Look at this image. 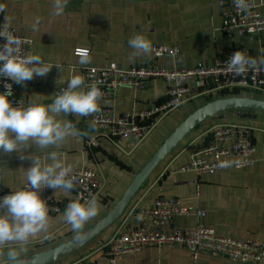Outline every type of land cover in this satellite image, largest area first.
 <instances>
[{
    "label": "crops",
    "instance_id": "crops-1",
    "mask_svg": "<svg viewBox=\"0 0 264 264\" xmlns=\"http://www.w3.org/2000/svg\"><path fill=\"white\" fill-rule=\"evenodd\" d=\"M220 1L68 0L63 15L53 17L52 0H0L6 22L33 42L28 54L39 53L49 63L59 64L61 68L60 71L54 65L46 76L34 77L18 85L24 105L29 102L51 103L57 92L67 86L70 73L83 76L84 67H103L116 62L126 67L157 64L183 69L199 63L211 64L216 57L232 48H246L257 59L264 57V33L253 40L237 34L229 37L223 33V13L235 0H224L225 4ZM259 11L264 16V8L259 7ZM36 18L40 23L38 30L33 32L31 25ZM137 34L149 38L152 45L175 44L180 51L175 57L164 56L157 60L152 58V51L147 57H131L128 40ZM77 49L88 50L87 64L77 63ZM189 84L186 101L165 116L137 147L130 142L121 148L115 146L95 127L91 116L61 113L56 118L61 122L71 121L78 134L67 137L58 147L37 148L35 151L33 145L25 149V155L35 151L34 154L41 158H46L48 152L55 150L65 161L73 162V171L86 166L102 175L105 187L97 198L100 206L98 215L86 223L82 233L113 209L133 180L134 173L145 165L184 118L208 101L223 95L197 96L195 85L192 82ZM165 90L163 79L152 78L145 81L141 89L120 87L113 99H101L99 104L111 106L118 113L133 106H155L164 99ZM242 95L264 100V93ZM225 123L253 127L255 164L212 173L178 170L206 144L210 130ZM86 138L95 141L91 149L85 147ZM29 164V160L19 158L18 152L0 154V185L9 189L20 187L24 168ZM48 190L63 197L73 196L71 191ZM159 197H177L183 205L198 207L205 213L202 218L196 215L178 216L175 219L177 227H194L198 222H205L226 236L264 240V112L228 109L208 118L187 134L151 174L120 219L88 244L51 264H72L88 254H93L89 264H191L190 253L178 246H148L138 253H126L114 263L105 255L92 253L115 233L138 225V217L130 214L133 207H150ZM63 212L49 215L46 231L30 239L19 259L75 238L74 232L63 220ZM197 264L243 263L203 254Z\"/></svg>",
    "mask_w": 264,
    "mask_h": 264
},
{
    "label": "built area",
    "instance_id": "built-area-1",
    "mask_svg": "<svg viewBox=\"0 0 264 264\" xmlns=\"http://www.w3.org/2000/svg\"><path fill=\"white\" fill-rule=\"evenodd\" d=\"M225 4L224 0L220 1ZM247 8L236 6L235 1L223 13L222 31L233 37H247L250 40L264 33V16L259 7L264 8V0H245ZM12 33L18 40L19 55L28 54L33 42L23 37L6 22L4 10L0 7V35ZM28 41H31L29 43ZM4 38L0 37V43ZM88 53V50L81 49ZM242 50L254 57L246 48H232L216 57L213 63H199L190 68L160 67L157 64L136 65L126 67L113 62L103 67H84V84L96 85L102 91L103 100L113 99L120 87L141 89L145 81L152 78L163 79L166 83L165 97L155 106L138 108L133 106L118 113L113 107L99 104L98 111L91 115L97 127L117 147L130 142L135 147L145 141L159 125L162 119L186 101V93L193 83L197 96L242 95L244 93H264V66L257 65L254 69L242 74L227 70V61L236 51ZM180 49L175 44H154L152 58L175 57ZM77 54V51H75ZM255 58V57H254ZM4 81L0 79V91H4ZM10 83V81H9ZM60 91V90H59ZM57 92V94L59 93ZM237 93V94H234ZM16 106L24 105L18 85L13 84V95L9 98ZM95 144L93 138L85 139V147L91 149ZM253 127L244 124L225 123L215 126L208 134V140L178 170H194L198 173H212L226 168H247L255 164ZM74 187L70 190L72 197H63L43 188L42 196L48 200L49 215L64 211L66 205L76 199L88 198L102 193L105 181L95 169L83 166L73 171ZM11 190L0 185V197ZM139 219L138 225L115 233L108 241L97 247L92 253L107 256L111 263L126 254L138 253L148 246H178L190 253L191 264H197L200 255H210L229 259L243 264H261L264 261V240L257 238L239 239L218 233L215 227L198 222L194 227H177L178 216L196 215L204 217L198 207L185 206L181 199L157 198L150 207H133L130 211ZM93 255V254H91ZM90 254L75 260L72 264H89Z\"/></svg>",
    "mask_w": 264,
    "mask_h": 264
},
{
    "label": "clouds",
    "instance_id": "clouds-1",
    "mask_svg": "<svg viewBox=\"0 0 264 264\" xmlns=\"http://www.w3.org/2000/svg\"><path fill=\"white\" fill-rule=\"evenodd\" d=\"M68 0H52L53 17L64 13ZM238 8L245 9V0H235ZM40 21L36 18L31 25L33 32L38 30ZM0 79L4 81V91H0V154L19 153V158L30 161L24 168L21 186L0 197V264H19L30 239L46 231L49 221L48 200L42 196L41 189L49 188L69 192L74 187L73 162L65 161L55 150L47 153L46 158L35 155L37 148L58 147L67 137L78 133L71 121L61 122L56 117L63 114L91 116L99 108L102 91L96 85H85L84 78L78 73H70L67 86L60 89L51 103L19 102L13 106L9 99L13 95V84L22 85L34 77L46 76L53 66L39 53L19 55L18 40L12 33L0 35ZM31 43V41H28ZM132 49L131 57L149 56L152 41L143 34L128 40ZM80 65L89 61L88 53L77 49ZM264 66V57L259 59L244 51L234 52L227 61V70L242 74ZM10 81V83H9ZM35 146V151L25 155V149ZM99 203L95 195L70 201L63 212V220L75 234L82 238L86 223L96 217Z\"/></svg>",
    "mask_w": 264,
    "mask_h": 264
},
{
    "label": "water",
    "instance_id": "water-1",
    "mask_svg": "<svg viewBox=\"0 0 264 264\" xmlns=\"http://www.w3.org/2000/svg\"><path fill=\"white\" fill-rule=\"evenodd\" d=\"M251 109L264 112V100L247 95H227L218 97L195 109L170 133L158 147L145 165L134 173L133 180L127 187L121 199L112 210L82 233V238H74L61 245L19 259V264H51L76 251L100 235L106 228L116 222L124 214L127 207L141 186L158 168V166L173 152L177 145L192 130L211 118L228 109Z\"/></svg>",
    "mask_w": 264,
    "mask_h": 264
},
{
    "label": "trees",
    "instance_id": "trees-1",
    "mask_svg": "<svg viewBox=\"0 0 264 264\" xmlns=\"http://www.w3.org/2000/svg\"><path fill=\"white\" fill-rule=\"evenodd\" d=\"M228 94H231V93H224L222 96H227ZM234 94H237V93H234Z\"/></svg>",
    "mask_w": 264,
    "mask_h": 264
}]
</instances>
